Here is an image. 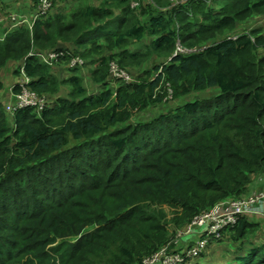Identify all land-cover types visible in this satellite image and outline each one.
<instances>
[{"label":"trees","instance_id":"1","mask_svg":"<svg viewBox=\"0 0 264 264\" xmlns=\"http://www.w3.org/2000/svg\"><path fill=\"white\" fill-rule=\"evenodd\" d=\"M63 2L29 28L9 15L31 20L36 0H0V264H142L193 216L264 185V32L231 36L264 0ZM176 43L197 51L173 56ZM25 77L45 107L9 115ZM254 217L199 257L224 241L221 264H264ZM199 257L185 264H209Z\"/></svg>","mask_w":264,"mask_h":264},{"label":"built area","instance_id":"2","mask_svg":"<svg viewBox=\"0 0 264 264\" xmlns=\"http://www.w3.org/2000/svg\"><path fill=\"white\" fill-rule=\"evenodd\" d=\"M187 0H180L175 4H181ZM210 2L211 0H204ZM137 1L131 3L132 6L137 5ZM35 8L36 15L30 20L22 16L11 13L9 15L10 22L13 26L27 24L31 28L34 20L40 15H44L51 11L52 0H36ZM197 51L196 48H185L179 43H176L174 55L179 52L190 53ZM62 52H49L46 56L38 54L43 62L55 60L62 55ZM71 65L78 63L82 65V60L73 58L70 61ZM114 69V70H112ZM110 72L116 79H122L124 82L129 81V76L126 72L118 69L114 63H111ZM21 90L18 93L12 94L11 100L6 104V110L9 113H14L18 109L34 107L37 110H42L45 107L44 97H39L35 92L30 91L26 87V83L20 84ZM171 96V89L168 88V97ZM259 210H262L263 213ZM262 213V214H260ZM258 215L264 218V192L253 193L240 199H228L222 201L212 208L202 211L195 215L191 221L182 229H177L170 242L161 247L150 256L142 260V264H184L187 258L196 257L207 244V238L214 236L220 237L221 231L229 226H233L240 215ZM263 215V216H262ZM174 243L178 245L184 244L183 251H173L170 245Z\"/></svg>","mask_w":264,"mask_h":264},{"label":"rangeland","instance_id":"3","mask_svg":"<svg viewBox=\"0 0 264 264\" xmlns=\"http://www.w3.org/2000/svg\"><path fill=\"white\" fill-rule=\"evenodd\" d=\"M170 1H171V3H174V4L180 2V0H170ZM252 29H258V30L264 32V16L263 17L256 16V17H253L252 19L247 20L243 24L237 25L236 30L232 32L231 36H236L237 34H240L243 32L249 33ZM143 44L146 45L147 42L145 41V42H143ZM130 48H133V50H141L142 46L141 45L135 46V48L133 46H130ZM147 62H149V61H147ZM147 62L146 61L143 62L141 67L136 68L135 71L138 72L141 69L148 67V65H146ZM112 70H114V69H112ZM130 70H133V68H130ZM9 72H10V69H7V68L0 70V80L4 84L5 92L7 91V89L10 88L9 81H7ZM111 74H112V72H111ZM112 76H113V74H112ZM143 76H144V73H143ZM86 77H88V72L86 73ZM133 78H134V76H133ZM8 86H9V88H8ZM64 89H65V91L68 92V87H66ZM5 92H3L2 95H4ZM0 93H2V92L0 91ZM164 101H166L168 103V105H170V106L175 103V101L173 102L171 96L168 97L167 99H164ZM258 176L261 177L260 179H263L262 176H264V174H261ZM253 184L254 183H252L250 186V189H249L250 191L253 190ZM263 190H264L263 184L262 185L256 184L253 193H255V194L261 193V192H264ZM164 210H165V213H167V219L171 218L172 217L171 211L167 207H164ZM259 211H261L263 213L262 210H259ZM262 213H260V214H262ZM254 216H255L254 214L247 215L248 218H250V219L252 218V219L257 220V217H254ZM258 217H260V216H258ZM261 219H263V218H261ZM175 228H176V226H174V224H172V223H169L167 225V229L171 233H173V229H175ZM250 236L252 237V239L257 238L258 240L262 241L264 239V229L259 228V231L256 233V235H252V233H251ZM223 242L218 243V244H216V243L210 244V247H212L210 252H205L201 257H199L198 261H201V263L208 262L209 264H221V263L225 262L226 259L228 261L231 258V254H232V251L229 250L232 248V244L227 245ZM245 247H248V242L245 243Z\"/></svg>","mask_w":264,"mask_h":264},{"label":"crops","instance_id":"4","mask_svg":"<svg viewBox=\"0 0 264 264\" xmlns=\"http://www.w3.org/2000/svg\"><path fill=\"white\" fill-rule=\"evenodd\" d=\"M100 0H67V2H63V7L66 6L67 10L70 9L73 5L77 4H85V3H91V4H98ZM18 2L24 6H31L32 7V0H18ZM60 6V5H59ZM57 7L56 9L60 8ZM55 10V7H54ZM53 11V10H52ZM255 185H253V190L254 191Z\"/></svg>","mask_w":264,"mask_h":264},{"label":"clouds","instance_id":"5","mask_svg":"<svg viewBox=\"0 0 264 264\" xmlns=\"http://www.w3.org/2000/svg\"><path fill=\"white\" fill-rule=\"evenodd\" d=\"M17 81H18V80H17ZM23 82H25V83L27 84V82H28V78L25 77L24 80H23ZM12 94H14V92H13L12 90H10L9 98H8L7 102L5 103V107H4V109H5L6 112H7V110H6V104L11 100V98H12ZM27 108H28V107H27ZM23 109H24V108H23ZM18 110H21V109H18ZM18 110H16V111H18ZM16 111H15V112H16ZM15 112H14V113H15ZM7 113H8L9 115H10V114H11V115L14 114V113H9V112H7ZM263 191H264V190H263ZM252 193H253V191H251V192H250L249 194H247L246 196H248V195H250V194H252ZM223 201H225V200H223ZM221 202H222V201H221ZM219 203H220V202H219ZM217 204H218V203H217ZM215 205H216V204H215ZM215 205H214V206H215ZM211 208H212V207H211ZM209 209H210V208H209ZM198 214H199V213H198ZM240 216H241V215H240ZM240 216H239V217H240ZM243 216H245V215H243ZM246 216H247V215H246ZM257 216H258V215H257ZM193 217H194V216H193ZM193 217H192V218H193ZM192 218H191V219H192ZM251 219H252V218H251ZM190 221H191V220H190ZM190 221H189V222H190ZM189 222H188V223H189ZM236 222H237V221H236ZM188 223H187V224H188ZM229 227H232V226H229ZM226 228H227V227H226ZM224 229H225V228H224ZM222 231H223V230H222ZM222 231H221V232H222ZM220 236H221V235H220ZM210 238H216V237H214V236H209V237L207 238V244H208V241H209ZM218 238H219V237H218ZM207 244L205 245V247L207 246ZM179 245H183V246H184V244H182V243H180ZM205 247H204V248H205ZM204 248L202 249L201 252H203ZM201 252H200V253H201ZM200 253H199V255H200ZM199 255H197L196 257H190V258H187L186 260H189V259H196L197 257H199ZM185 262H186V261H185ZM184 264H185V263H184Z\"/></svg>","mask_w":264,"mask_h":264}]
</instances>
